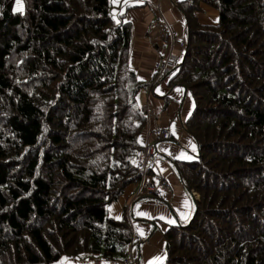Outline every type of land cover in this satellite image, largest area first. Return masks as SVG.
<instances>
[{"label": "trees", "instance_id": "trees-1", "mask_svg": "<svg viewBox=\"0 0 264 264\" xmlns=\"http://www.w3.org/2000/svg\"><path fill=\"white\" fill-rule=\"evenodd\" d=\"M12 2L0 0V264L122 261L130 223L107 205L141 177L136 95L154 82L129 66L111 0ZM199 2L216 24L197 22ZM175 6L185 40L168 83L193 98L181 126L197 151L165 158L194 208L163 231L155 264H264V0Z\"/></svg>", "mask_w": 264, "mask_h": 264}, {"label": "crops", "instance_id": "crops-1", "mask_svg": "<svg viewBox=\"0 0 264 264\" xmlns=\"http://www.w3.org/2000/svg\"><path fill=\"white\" fill-rule=\"evenodd\" d=\"M178 1L180 0H111L113 15L120 14L131 31L129 66L137 80L154 82L151 88L141 89L136 95L140 108L146 105L152 115H155L146 119L138 138L141 146L150 145L156 151L153 157L154 170H148L145 178L154 185L159 178H163L168 185L157 197L135 198L137 184L133 182L126 185L118 198L107 205L108 215L114 219L128 215L131 231L138 240L133 246L137 253V264L162 262L165 258L163 231L168 225L188 221L194 208V200L165 158L168 156L189 161L197 151L195 142L181 126L193 108V98L183 87L169 85L168 80L173 72L156 77L155 65L167 51L148 30L149 22L160 15L175 32L176 40L184 45V20L175 6ZM195 18L199 24L214 25L217 22V11L199 2ZM183 51L178 43L171 48L170 53L176 56L177 64L182 60ZM155 127L166 129L175 142L153 139L151 130ZM103 264L123 263L106 261Z\"/></svg>", "mask_w": 264, "mask_h": 264}, {"label": "built area", "instance_id": "built-area-1", "mask_svg": "<svg viewBox=\"0 0 264 264\" xmlns=\"http://www.w3.org/2000/svg\"><path fill=\"white\" fill-rule=\"evenodd\" d=\"M155 9L157 6L155 5ZM148 30L152 32L153 36L159 41L160 45L165 46L166 55L160 59V61L155 65L156 68V77L165 76L171 73L177 65V58L170 53L171 48L178 43L180 48H183V42H179L176 40L175 32L168 25L160 15H157L153 20L149 22ZM141 112L146 117H150L152 115V111L148 110L146 105L141 107ZM151 135L153 139L160 140L169 137V132L164 128L155 127L151 130ZM155 149L150 145H144L142 152L139 153L137 157L138 166L141 168V177L136 182L137 191L135 194V198L137 196L141 197H157L161 194V191L167 188V183L163 178H159L156 185L148 181L146 177L147 170H154L155 162L153 157L155 155ZM191 195H195L193 191H191ZM129 207L127 208L128 214ZM128 217V215H127ZM137 238L133 233H131V238L127 247V255L122 260L123 264H137V253L134 252L133 246Z\"/></svg>", "mask_w": 264, "mask_h": 264}, {"label": "rangeland", "instance_id": "rangeland-1", "mask_svg": "<svg viewBox=\"0 0 264 264\" xmlns=\"http://www.w3.org/2000/svg\"><path fill=\"white\" fill-rule=\"evenodd\" d=\"M20 5L22 6V2H21V0H20ZM23 7V6H22ZM17 8V2H16V0H13V2H12V6H11V10L13 11V12H16L15 11V9ZM157 80V78H155V81ZM151 117H155V115H151ZM128 218V217H127ZM129 220V219H128ZM131 233H133L132 231H131ZM134 234V233H133Z\"/></svg>", "mask_w": 264, "mask_h": 264}, {"label": "snow or ice", "instance_id": "snow-or-ice-1", "mask_svg": "<svg viewBox=\"0 0 264 264\" xmlns=\"http://www.w3.org/2000/svg\"><path fill=\"white\" fill-rule=\"evenodd\" d=\"M16 2H17V8L15 9V11H21L22 6L20 5V0H16Z\"/></svg>", "mask_w": 264, "mask_h": 264}, {"label": "clouds", "instance_id": "clouds-1", "mask_svg": "<svg viewBox=\"0 0 264 264\" xmlns=\"http://www.w3.org/2000/svg\"><path fill=\"white\" fill-rule=\"evenodd\" d=\"M183 48H184V47H183ZM178 64H179V63H178ZM178 64H177V65H178ZM121 262H122V261H121Z\"/></svg>", "mask_w": 264, "mask_h": 264}]
</instances>
